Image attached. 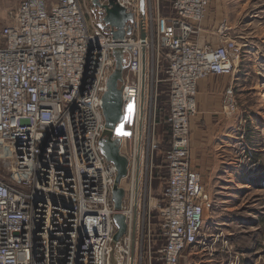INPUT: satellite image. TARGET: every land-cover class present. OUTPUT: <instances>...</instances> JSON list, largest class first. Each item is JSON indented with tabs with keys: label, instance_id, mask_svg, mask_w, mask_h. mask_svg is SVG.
<instances>
[{
	"label": "built area",
	"instance_id": "built-area-1",
	"mask_svg": "<svg viewBox=\"0 0 264 264\" xmlns=\"http://www.w3.org/2000/svg\"><path fill=\"white\" fill-rule=\"evenodd\" d=\"M111 1L20 0L5 12L0 149L8 172L0 175V264H110L111 252L117 264H180L203 236L211 201L189 152L196 85L211 75H232L242 45L226 21L213 34L217 44L194 39L213 0H168L164 6L145 0L143 40L139 0H114L134 20L126 24L129 36L113 39L116 28L103 21ZM114 49L127 59L118 84L123 118L112 134L127 161L117 185L123 190L118 211L111 201L118 170L99 147ZM163 83L170 141L162 158V198L156 199ZM229 95L234 111L232 89ZM119 214L125 231L114 241Z\"/></svg>",
	"mask_w": 264,
	"mask_h": 264
},
{
	"label": "rangeland",
	"instance_id": "rangeland-1",
	"mask_svg": "<svg viewBox=\"0 0 264 264\" xmlns=\"http://www.w3.org/2000/svg\"><path fill=\"white\" fill-rule=\"evenodd\" d=\"M19 2L1 0L0 27L6 10L15 9ZM162 2L164 6L168 0ZM210 8H214L210 17L218 23L226 21L228 33L242 45V57L233 70L241 89L234 96L240 138L235 147L216 148L223 152L218 156L220 165L200 175L211 206L204 215L199 245L190 247L180 264H264V0H213ZM164 77L165 73L160 75ZM158 89L162 120L156 132V152L163 154L169 142L163 122L168 89L165 83ZM155 165L162 179L152 184L154 197L161 199L167 169L160 159ZM7 172L0 149V175L6 177ZM239 183L244 190L236 189Z\"/></svg>",
	"mask_w": 264,
	"mask_h": 264
},
{
	"label": "crops",
	"instance_id": "crops-1",
	"mask_svg": "<svg viewBox=\"0 0 264 264\" xmlns=\"http://www.w3.org/2000/svg\"><path fill=\"white\" fill-rule=\"evenodd\" d=\"M212 9L214 8H210L206 20L202 23L203 30L194 38L200 45L210 41L213 44L218 43L213 34L220 23L216 21V17H210ZM196 88L197 112L190 119L189 152L191 168L201 175L204 170L213 172L220 165L218 156H223V152L218 153L216 148L235 147L239 140L236 115L228 109V100L230 89L234 96L240 94L241 89L239 76L234 73L227 76H208L199 80Z\"/></svg>",
	"mask_w": 264,
	"mask_h": 264
},
{
	"label": "water",
	"instance_id": "water-1",
	"mask_svg": "<svg viewBox=\"0 0 264 264\" xmlns=\"http://www.w3.org/2000/svg\"><path fill=\"white\" fill-rule=\"evenodd\" d=\"M97 3L94 2V5ZM110 8L104 7L106 10V16L104 17V23L116 28L111 33L113 39H122L124 36L131 34V26L126 25L132 23L134 17L131 13L127 14L115 1H111ZM145 0H139L140 10V26L141 37L143 40L145 37ZM127 27V31L124 28ZM113 58H116L115 68L112 75L109 77L106 83V92L102 96V114L105 122V130L99 142L100 153L106 158V160L112 163L116 170H118L117 177L114 184V189L111 197V201L114 203L115 210H119L121 206V199L123 196V190L119 188L118 182L127 173L126 159L118 153L119 139L113 140L112 134L118 123L122 121V106H121V92L118 84L122 81V72L127 67V59L124 57V51L122 49H114ZM115 225L117 227V233L114 237V241L119 240L122 233L125 231V219L119 214L114 217ZM118 258L113 256V252L110 254L109 263L117 264Z\"/></svg>",
	"mask_w": 264,
	"mask_h": 264
},
{
	"label": "trees",
	"instance_id": "trees-1",
	"mask_svg": "<svg viewBox=\"0 0 264 264\" xmlns=\"http://www.w3.org/2000/svg\"><path fill=\"white\" fill-rule=\"evenodd\" d=\"M161 113H162V109H161V107H160V110H159V121L162 120ZM165 117H166V115H165ZM165 117H163V122H164V123H165V121H164ZM165 124H166V123H165ZM165 126H166V128H167V136H168L169 141H170V137H169V129H168V126H167V125H165ZM168 148H169V142L167 141V146H166V148H165V151H166ZM165 151L163 152V154H158V153L156 152V153H157V159H158V160H159V159H160V161L162 160V158H163V156H164V154H165ZM161 179H162V177H161ZM161 179H160V177L158 176L156 180L160 181ZM155 264H156V263H155Z\"/></svg>",
	"mask_w": 264,
	"mask_h": 264
},
{
	"label": "bare ground",
	"instance_id": "bare-ground-1",
	"mask_svg": "<svg viewBox=\"0 0 264 264\" xmlns=\"http://www.w3.org/2000/svg\"><path fill=\"white\" fill-rule=\"evenodd\" d=\"M263 99H264V97H263ZM236 185V189H238V190H244V188H242L240 185H242V184H235ZM247 187V186H246Z\"/></svg>",
	"mask_w": 264,
	"mask_h": 264
}]
</instances>
